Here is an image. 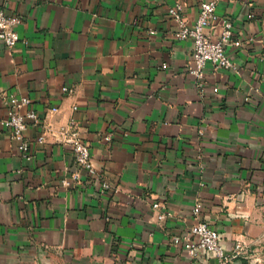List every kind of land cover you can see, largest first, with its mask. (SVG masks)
I'll list each match as a JSON object with an SVG mask.
<instances>
[{"label":"crops","instance_id":"obj_1","mask_svg":"<svg viewBox=\"0 0 264 264\" xmlns=\"http://www.w3.org/2000/svg\"><path fill=\"white\" fill-rule=\"evenodd\" d=\"M175 1L8 0L29 44L0 40V264H189L171 238L198 220L218 230L225 253L245 243L264 264V0L218 4L237 37L256 39L228 49L239 74L208 63L203 92L189 73L194 42L175 37ZM182 1L193 24L207 0ZM220 31L205 30L214 40ZM3 93L30 97L41 117L26 131L28 159L1 123ZM72 117L115 191L100 192L85 171L62 184L76 166L56 133ZM156 201L173 215L158 221Z\"/></svg>","mask_w":264,"mask_h":264},{"label":"built area","instance_id":"obj_2","mask_svg":"<svg viewBox=\"0 0 264 264\" xmlns=\"http://www.w3.org/2000/svg\"><path fill=\"white\" fill-rule=\"evenodd\" d=\"M224 0H207L200 4V13L197 20L191 24L183 15L184 4L182 0H176L169 8V15L178 24L175 37L178 40L190 39L194 42L193 63L189 67V73L193 76L194 83L200 92H203L205 85V68L208 63L212 64L215 69H230L236 73H240V69L231 59L228 49L230 47L239 49L247 42L255 41V36L243 40L237 37L234 32V19L228 15H220L217 13L218 4ZM249 0H243L245 6ZM8 0H4V6L0 9V40L9 48L13 49L18 42L23 41L29 44V41L21 38L16 27L22 23L21 15L6 12ZM251 12L248 18H253ZM217 26L221 28L220 35L216 40L212 39L210 34L205 32L206 28L214 29ZM155 31L151 30L150 34ZM264 40V33L261 35ZM67 90L66 87L63 88ZM6 106V115L1 119V123L8 131L11 140L16 143L21 156L25 159L30 158L32 154L31 140L27 136V129L30 125H39L41 117L37 110L32 106V100L25 95L16 93L1 95ZM74 111L77 110L75 106ZM53 113L59 111L58 107H53ZM44 129L47 125L43 126ZM55 135V132H53ZM56 142L71 146L73 160L76 170L72 173V180L64 178L62 184L64 186H72L81 179V172L85 171L91 176H98L100 183V192L115 191V186L111 181L104 177L94 165L93 157L90 151V145L80 137V124L75 117H72L66 124L61 125L56 133ZM106 142H111L112 133L102 136ZM38 143L45 142V135L42 134L37 138ZM153 208L158 211L157 220L163 221L171 217L173 214L168 209L165 202L156 201ZM202 209V203L197 201L193 213L198 218ZM171 241L176 246L183 247L192 261L189 264H197V258L201 251L214 254L216 261L213 264H229L235 259L245 258L251 264H261V260L251 254L245 243H237L230 254L225 253L223 245L220 241V235L216 228L212 227L206 221L198 220L188 231L181 234H174Z\"/></svg>","mask_w":264,"mask_h":264}]
</instances>
